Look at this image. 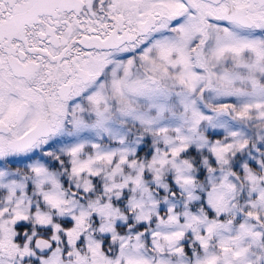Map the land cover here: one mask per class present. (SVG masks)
<instances>
[{
    "label": "snow or ice",
    "instance_id": "obj_1",
    "mask_svg": "<svg viewBox=\"0 0 264 264\" xmlns=\"http://www.w3.org/2000/svg\"><path fill=\"white\" fill-rule=\"evenodd\" d=\"M0 264H264V0H0Z\"/></svg>",
    "mask_w": 264,
    "mask_h": 264
}]
</instances>
